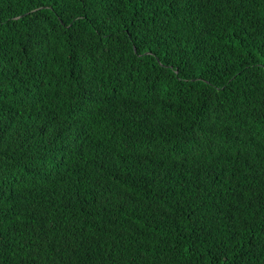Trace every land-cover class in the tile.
Wrapping results in <instances>:
<instances>
[{"label": "trees", "instance_id": "trees-1", "mask_svg": "<svg viewBox=\"0 0 264 264\" xmlns=\"http://www.w3.org/2000/svg\"><path fill=\"white\" fill-rule=\"evenodd\" d=\"M0 264H264V0H0Z\"/></svg>", "mask_w": 264, "mask_h": 264}]
</instances>
